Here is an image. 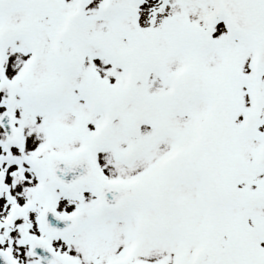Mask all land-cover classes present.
Returning a JSON list of instances; mask_svg holds the SVG:
<instances>
[{
    "label": "snow or ice",
    "instance_id": "snow-or-ice-1",
    "mask_svg": "<svg viewBox=\"0 0 264 264\" xmlns=\"http://www.w3.org/2000/svg\"><path fill=\"white\" fill-rule=\"evenodd\" d=\"M0 264H264V0H0Z\"/></svg>",
    "mask_w": 264,
    "mask_h": 264
}]
</instances>
